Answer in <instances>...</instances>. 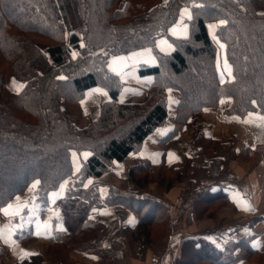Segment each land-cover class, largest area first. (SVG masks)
Here are the masks:
<instances>
[{
	"label": "trees",
	"instance_id": "1",
	"mask_svg": "<svg viewBox=\"0 0 264 264\" xmlns=\"http://www.w3.org/2000/svg\"><path fill=\"white\" fill-rule=\"evenodd\" d=\"M183 6L192 13L189 36L172 40L170 54H156V66L139 69L141 75L154 76L148 98L142 103L114 102L121 84L107 70L108 59L152 47L156 38L167 36ZM263 7L264 0H0V208L36 182V201L48 211L47 193L70 178L65 196L51 206L56 215L50 248H61L53 249L55 255L67 249H100L96 236L102 225L91 216L101 207L119 205L138 218L123 230L135 240L142 237L139 257L145 259L148 227L170 212L167 203L144 189L155 180L168 191L180 179L176 165L136 160L121 185L108 184L104 193L100 184L85 182L111 171L114 162L135 151L164 122L167 88L177 89L180 98L174 128L165 140L224 97L231 99L227 116L264 114ZM208 21L223 22L216 35L232 70V80L224 84L217 79ZM9 76L22 83L19 92L6 87ZM94 86L104 88L112 100L101 105L95 121L78 129L74 121L80 116L79 101ZM198 140L205 146L211 143ZM80 151L89 155L72 174L71 153ZM189 195L190 211L199 217L230 204L226 194L209 189ZM29 232L28 225L23 240ZM50 248L24 263L46 264L53 254ZM261 255L245 239L218 248L204 237H188L173 264H235L243 259L264 264Z\"/></svg>",
	"mask_w": 264,
	"mask_h": 264
},
{
	"label": "crops",
	"instance_id": "2",
	"mask_svg": "<svg viewBox=\"0 0 264 264\" xmlns=\"http://www.w3.org/2000/svg\"><path fill=\"white\" fill-rule=\"evenodd\" d=\"M185 11L192 17L189 7L180 8L176 21L166 31L167 36L156 38L152 47H142L111 56L108 59L107 70L114 74L121 84L114 102L118 104L142 103L148 98V89L154 81V76L141 75L139 69L156 66L158 63L156 54H170L174 50L172 40L185 39L189 36V21L191 19L187 15L182 16ZM260 13L264 14V7ZM221 24V21H208L205 26L208 37L215 46L217 79L220 84H224L232 80V70L226 59L225 46L216 35V30ZM185 30L186 35L184 34ZM220 45H223V48ZM97 89L103 94L97 93L95 91ZM179 98L180 93L177 89L167 88L165 105L167 116L164 122L146 136L135 151L129 153L121 161L114 162L113 170L96 179H87L85 186L92 182L99 183L101 185L100 193L105 192L107 184L118 186L121 178L125 177L129 167L136 160H145L151 166L163 162L166 166L176 165L178 169L184 167L185 164L205 163L207 168L205 166L204 169L207 171H201L196 176L197 179H193V183L199 180L198 183L202 182L204 187L211 192L221 191L222 194L227 195L230 203L228 205L230 208L222 207L217 212L216 221L224 219H228V221H223L224 224L220 226L221 233L217 232L215 235L209 236L211 242L218 248H223L225 244L245 239L249 241L254 250L264 252V114L252 112L244 117L227 116L225 110L230 106L231 99L224 97L214 108L206 109L192 116L183 125L180 132L165 140V137L174 128V111ZM111 100L108 92L102 87L94 86L85 90L79 101L81 116L74 125L78 129L85 128L91 120L97 118L101 105ZM245 121L248 122L245 123ZM199 138L210 140L209 148L205 147L204 143L198 140ZM83 153L89 155L87 151L71 153L72 174L79 170L81 163L88 157V155L86 157L84 155L83 158ZM169 154H172V157ZM237 157L239 158L236 163L231 160ZM76 159H78V166L74 168ZM210 164L218 165L217 169L220 170V173H224L223 170L228 171L229 177L226 174H221L219 177V172L217 176H211L212 169L210 167L212 165ZM241 167L246 171L241 170ZM69 180L70 178L63 180L55 189L47 193L46 206L48 209L50 207L48 211H43L45 206L41 207V204L36 201L35 189H33L36 182L31 183L3 206L0 218V264H25L24 261H28L31 257L44 256L46 246L52 245L50 241L54 230L52 219L56 212L52 210L51 206L65 196ZM151 186L154 189V186ZM177 188L180 187L173 185L158 199L174 204L176 198L173 193ZM154 192L157 193L156 195L159 194L158 190ZM9 205L13 206L10 212L19 209V215L5 216L2 210L8 208ZM245 205H247V210H245ZM121 215L128 218V221L136 220L134 213L126 211L125 214L118 206L101 207L91 216L92 220L99 221L106 226V232L101 236L102 246L108 252L109 250L114 252L115 264H165L166 254L171 249L176 251L174 256L178 254V244L184 239L185 234L201 233V229L212 228L216 222L197 221L191 217L188 220L189 228L182 227V231L178 233L181 237H177L176 233H170L166 241L168 246L156 247L155 253L150 251V255L148 253L145 260L141 262L134 258L136 247H128L122 233L121 228L124 224L120 221ZM252 218L256 220L246 222ZM28 225L30 236L23 240L22 237L25 236ZM55 228H60V225H55ZM9 230H11L10 240L7 239ZM37 232H40L41 235H36ZM176 243H178L177 248L175 247ZM22 252L33 253V255L21 258ZM67 260H70V264H110L108 261L110 259L105 257L75 251L69 253ZM235 264L256 263L243 259Z\"/></svg>",
	"mask_w": 264,
	"mask_h": 264
},
{
	"label": "rangeland",
	"instance_id": "3",
	"mask_svg": "<svg viewBox=\"0 0 264 264\" xmlns=\"http://www.w3.org/2000/svg\"><path fill=\"white\" fill-rule=\"evenodd\" d=\"M185 7H188V6H185ZM178 13H179V11H178ZM39 46L41 48H43V49L45 48V44H43V42L42 43H39ZM13 81L16 82V85H22V83L20 81H18L14 76H9L6 79V87L11 92L17 93V91L15 90V88H14V86L12 84ZM80 116H81V109H80ZM80 116L76 120H78L80 118ZM96 119L91 120V121H95ZM75 121H74V123H75ZM205 147L209 148V144H206ZM84 154L85 153H83V158H84ZM238 158L239 157H237L236 159L235 158H232L231 160H233V162L236 163ZM210 165H212L210 167V169L213 170V171L211 170V176H217V174L219 172V177H220L221 174H224V175L226 174L229 177L230 174H229L228 171L223 170L224 173H220V170L218 171V169H217V166L218 165H216V164H210ZM77 166H78V159L75 160L74 168H77ZM205 166H206L205 163H194V164H190V165H186L185 164L184 167H182L181 169H178V171L180 173V179L177 180V181H175L171 185V187L173 185H177L178 187H180V188L175 189L174 190L175 193H173L174 197L176 198V201H175L174 204H171L170 202H167V201L165 202L164 201L165 203H167L169 205V212H170L169 216L167 217V219L163 220L159 224L157 223L156 225H152V226H149L148 227L149 237L147 239H149V240L146 241L147 242V246L149 247V249H148V253L149 254L147 253L148 255H150L151 252L152 253H155L156 247H160V248L167 247L168 244L166 243V241H167V237H168V235L170 233L171 234L172 233H176L175 235H177V237H181L178 233L180 231H182V227L183 228H186V229L189 228L190 223L188 222V220H190L191 217L192 218L194 217L195 220H197V221H204V220L216 221L218 210L220 208H222V207H229L227 204L221 205L220 207H218L214 211V214H211V216L205 215V216H202V217H199V216L195 215L192 211H190V207H189V202L188 201L192 197L189 194L190 193H195V192H200V191H203V190L206 189V187H204L205 185H203L201 181H200L201 183H198L199 180L196 181V183H193V179H195V178L197 179L196 176L201 171H203V172L204 171H207V170L204 169ZM206 168H207V166H206ZM241 170L246 171L242 167H241ZM170 175H172V174L170 173ZM122 179L123 178H121L120 184L118 186L121 185ZM93 183H96V182H93ZM96 184H99V183H96ZM110 185H112V184H110ZM151 185L154 186V189H153V187ZM156 190L159 191V194L158 195H156L157 193L154 192ZM144 191L145 192H150V193L154 194L155 197L157 196V199H158V197H160L162 195V193L168 192V191H164L163 189L159 188V186H158V184H157V182L155 180L152 181V182H150L147 185V187L144 189ZM161 201L163 202V200H161ZM112 206H118L119 208H121L125 212V214H126V211L128 213H133V212L128 211V210H126L125 208H123V207H121L119 205H112ZM2 208L3 207L0 208V212H1V209ZM135 216H136V214H135ZM137 220H138L137 216H136V220H134L133 222L128 221V218H126V217L124 218V216H122V215L120 217V221L123 222V224H124L122 226L121 230H122V233H123L124 237L126 238L128 247H136V253L134 254V258L137 259V260H139V261H141V262H143L145 259H142V258L139 257L140 256L139 249H140L142 237L139 238L138 240H135V239H133V236H132L131 233H128L127 231L123 230V228L125 226L133 227V224ZM250 220L252 222L254 220V218L249 219L247 221L249 222ZM223 221H228V219L218 220V221L214 222V224H213L214 227L208 228L209 230L208 229H201L202 230L201 233L195 234L196 233L195 232L194 235H191V234H189V235L188 234H185L184 235L183 234L184 235L183 238L185 239V238H188V237H204L206 240L211 241L210 237L213 236V234L215 235L217 232H220L221 233L220 226H222L224 224ZM242 221H245V220H242ZM97 222H99V221H97ZM232 222H234V221H232ZM99 223L102 225V229L99 230V232L97 233L96 239L100 243V249H98L96 247L95 248V251H91V252H84V251H79V250H75V249H69V250L67 249L66 251L63 252V254L60 253V255L57 256L54 253L56 250H53V249L60 250L61 249L60 247H57V248L52 247V248H50V246H46L45 252H46V250L48 248H50L49 249L50 252L53 253V254L50 253L52 255L51 258L50 257L49 258L46 257V264H55V263H58V262H60L59 264H70V260L68 261L67 260V257L69 255V253L72 252V251L81 252L83 254H94V255L99 256V257H105L106 259H110V260H108L110 262V264H115V259H114V256H113L114 255V252L113 251L110 252V250L108 252V250L102 246V243L103 242L101 240V236H102V234H105V232H106V226L103 223H101V222H99ZM222 231H224V230H222ZM225 233H226V230H225ZM175 235H173V236L175 237ZM177 244L178 243H176V246H175L176 248H177ZM180 245H181V243L178 244V246H179L178 254H179V251H180ZM175 252L176 251H174V249H171L170 252L168 254H166V259H165V262L166 263L165 264H173V261H174L175 257L178 255L177 254V255L174 256L173 254H175ZM154 257H155V255H154ZM158 257H159V255H158ZM260 258H261V261L264 262V255H261ZM260 258H259V260H260ZM252 263H256L257 264V262H252Z\"/></svg>",
	"mask_w": 264,
	"mask_h": 264
},
{
	"label": "snow or ice",
	"instance_id": "4",
	"mask_svg": "<svg viewBox=\"0 0 264 264\" xmlns=\"http://www.w3.org/2000/svg\"><path fill=\"white\" fill-rule=\"evenodd\" d=\"M196 6H198V5H196ZM185 15H187L188 16V18L189 19H191V15L187 12V11H185L184 13H182V16H185ZM221 23H223V22H221ZM212 28H214L215 26H211ZM185 35H186V30H185V33H184ZM215 38V37H214ZM220 47L221 48H223V45H220ZM75 53H73V56L75 57ZM61 79H63V77H61ZM12 84H13V86H14V88H15V90L17 91V92H19L20 90H21V88L23 87L22 85H16V82L15 81H13L12 82ZM97 93H100V94H103V93H101L100 92V90L99 89H97V90H95ZM248 121H245V123H247ZM85 155V157L88 155L87 153H85L84 154ZM170 155V157H172V154H169ZM78 170V169H77ZM35 187H36V185L34 184L33 185V189H35ZM62 188H63V186H62ZM12 205H9L8 206V208H5V209H3L2 211H3V213H4V215L5 216H8V215H19V209H17L15 212H10V209H12ZM245 207V210H247V205H245L244 206ZM131 222V221H130ZM62 230V229H61ZM36 235H41V233L40 232H37L36 233ZM7 239L8 240H10L11 239V230H9V232H8V235H7ZM13 243H14V241H13ZM30 255H33V253H28V252H22L21 253V258H24V257H27V256H30Z\"/></svg>",
	"mask_w": 264,
	"mask_h": 264
}]
</instances>
